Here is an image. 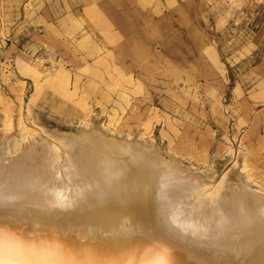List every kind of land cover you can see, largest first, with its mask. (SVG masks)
Wrapping results in <instances>:
<instances>
[{"label":"rangeland","instance_id":"1","mask_svg":"<svg viewBox=\"0 0 264 264\" xmlns=\"http://www.w3.org/2000/svg\"><path fill=\"white\" fill-rule=\"evenodd\" d=\"M0 119L103 124L264 190V0H0Z\"/></svg>","mask_w":264,"mask_h":264},{"label":"bare ground","instance_id":"2","mask_svg":"<svg viewBox=\"0 0 264 264\" xmlns=\"http://www.w3.org/2000/svg\"><path fill=\"white\" fill-rule=\"evenodd\" d=\"M159 141L88 121L0 133V264H264V190Z\"/></svg>","mask_w":264,"mask_h":264}]
</instances>
